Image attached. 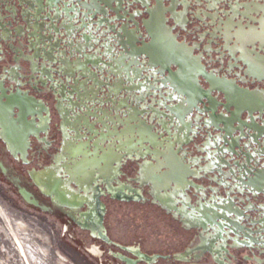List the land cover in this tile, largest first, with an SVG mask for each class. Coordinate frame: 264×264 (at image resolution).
I'll return each instance as SVG.
<instances>
[{
	"label": "water",
	"instance_id": "obj_1",
	"mask_svg": "<svg viewBox=\"0 0 264 264\" xmlns=\"http://www.w3.org/2000/svg\"><path fill=\"white\" fill-rule=\"evenodd\" d=\"M157 18L158 16L153 19V24ZM154 26L155 30L158 29V38L155 39L153 48L156 51L155 57L160 60L156 66H161L172 77V83L175 82L173 84L177 86L172 88L173 91L188 98L190 105L196 106L200 103L207 107V111L217 121L213 126L220 132L219 136L197 133L191 142L193 145L185 143L176 123L184 114L185 108L179 112L183 107L177 106L174 110L168 104H144L141 94L139 106L136 93L131 94L124 89L123 95L119 97L126 104L123 112L116 111L114 105L106 106L108 117L104 127L99 122L103 120V111H95L94 108L99 105H93L92 111L99 113V116H91L89 122L94 125L96 133L88 134L81 127L78 133L80 138H73L75 133L64 127L68 124L65 118L81 114L82 120H85L83 107L79 109L76 106L79 98H76V102L72 98L75 103H71L70 97L66 95L62 103H59L58 90L53 85L60 79L55 72L56 66L52 67L45 60L34 61L28 48L25 51L23 46L12 42L17 55L6 49L2 54L5 60L3 66H14L15 72L22 79L33 82L35 88H27L33 95L45 100L50 107L51 130H57L58 127L65 133L63 145L56 143L61 149L50 147L51 144L55 145L54 132L46 135L49 144L46 143L43 149L36 148L38 153H42L41 159L32 158L37 154L36 151L30 158L31 162L36 163L30 165L26 161L23 164L12 161L0 141V264H214L212 258L201 250L210 247L211 241L218 235L215 227L224 230L225 236L232 242L251 239L247 232L252 229L242 223L248 211L237 205L232 195L264 199V149H245L252 136L257 133V128L252 126L256 118L264 125V98L259 99L249 90L242 94L244 90L239 88L237 80L220 78L209 73L190 47L163 39L160 35L163 34L160 32L161 28L157 23ZM222 45L234 48L236 41H217V46ZM250 48L248 55L251 59L263 65L264 53L256 48V44H252ZM211 60L209 57V62ZM35 66L40 71L34 70ZM42 68L50 71L48 75L53 81L48 79L46 72L41 73ZM106 77L107 81H116L109 73ZM131 77L130 79L125 74V87L130 85L129 81H136L133 74ZM200 77L210 89H203ZM100 78L105 79V75L101 74ZM41 82L44 84L41 85ZM212 89L225 95L224 102L219 105L221 112L227 114L223 118L215 115L217 110L211 102ZM110 94L111 92L109 96ZM196 97H202V100L196 101ZM1 99L0 97V122L3 123L5 116L12 114L13 109L21 107L17 104L21 101L12 99L9 104H5ZM21 99L27 102L26 99ZM28 101L36 103L33 99ZM57 107L59 110H56ZM133 108L141 111L146 109L142 111L140 120L149 125L151 133L158 138L156 144L152 143L157 149L149 152V155L146 152L144 155L139 153L142 156L136 159L139 163L138 169L141 168L140 174L130 166L125 171L127 174L120 176L117 164L107 166V173L101 174L107 181L99 182L102 189L99 207L104 215L100 221L96 215H92L91 221L83 218L82 214L89 211L88 207L76 210L72 214L73 221L68 216L58 217L46 212L34 203L37 201L42 205H49L36 196L33 179L40 170L47 171L52 167H55L54 172L48 171L49 173L38 179L41 185L43 183L54 186L58 177L63 180V187L78 192L93 202L96 195L94 189L88 191L81 187L79 182L82 181V176L71 181L69 170L73 164H81L76 167L74 175L89 176L87 172H83L86 171L83 163L86 159L106 152L105 159L110 158L109 154L115 157L118 154L116 149L92 147L102 135L115 128L114 119L117 116L128 119L133 114ZM67 109H70L71 114L67 112L68 115H65ZM163 119L168 121L164 122ZM23 123L17 128L7 126L5 138L14 149L27 144L31 126L25 119ZM244 130L247 131L246 135ZM129 138V135L124 136L125 141ZM196 138L199 142H195ZM74 139L78 145L90 142L91 149L63 148L65 145L69 146V142ZM198 143L201 149H196ZM167 146L171 149H167ZM174 146L179 149H172ZM96 174L99 172H95L94 177L100 176ZM141 174L151 183V192L143 184L138 185L133 181V178L140 177ZM197 180H202L207 185L199 184ZM213 184H220L224 193L220 195L221 190L214 188ZM206 190L211 193V199L216 194L220 195L219 199L209 201ZM143 193L144 196L139 195ZM192 198L197 202L192 203ZM158 200L167 204L171 202L178 215L172 213L170 217ZM254 211L260 216L264 215V204ZM198 223L203 224L202 232L197 228ZM222 224H225L224 228ZM254 225L259 227L254 234L263 233L264 220L256 221ZM221 239L215 241L218 247L223 244L224 237ZM220 255L223 264L229 263L224 252Z\"/></svg>",
	"mask_w": 264,
	"mask_h": 264
},
{
	"label": "flooded vegetation",
	"instance_id": "obj_2",
	"mask_svg": "<svg viewBox=\"0 0 264 264\" xmlns=\"http://www.w3.org/2000/svg\"><path fill=\"white\" fill-rule=\"evenodd\" d=\"M61 1L0 0V97L5 104H9L12 99L21 101V103L17 101L21 107L13 109V113L5 116L3 123L0 122V141L7 149V155L12 161L21 164L26 161L29 165L36 163L35 161L31 162V155L37 151V154L32 158L41 159L42 153H38L36 148L43 149L46 143L49 144L45 138L46 135L54 132L55 145L51 144L50 147L61 149L59 145H63L65 133L58 127L57 130H51L50 120L52 119L50 116L52 114H50V107L45 103V100L33 95L31 90L27 88L31 86L34 89L33 82L22 79L15 72L14 66H3L5 60L2 54L6 49L17 55V50L12 42L23 46L25 51H28V48L34 61L45 60L52 67L56 66L55 72L59 74L60 79L55 81L53 85L56 91L58 90L59 103H62L66 95L70 97L71 103L73 99L76 102V98H79L76 106L79 109L83 107L85 120H82L81 114L69 117L70 119L65 118L68 124L64 127L69 132L75 133L73 138H80L78 133H80L81 127L86 129L88 134L95 132L94 125L89 120L93 115L99 116V113L92 111L93 105H99L94 108L95 111H103V120L99 122L104 127L107 125L108 117L106 106L114 105L116 111L123 112V106L126 104L119 97L123 95L124 89L128 93H136L138 96L137 105L139 106L141 103L139 94H141L144 104L146 102L148 105L153 103L157 106L168 104L172 109L177 106L183 107L179 112L185 108L184 114L181 113V119L176 120L181 136L185 137L182 138L185 143H191L197 133L219 136L220 132L213 126L215 123L217 124V121L207 111V107L200 103L196 106L190 105L188 98L173 91L172 88H177V86L174 85L175 82L172 83V77L168 76V73H165V69H162L161 66H156L159 65L160 60L155 57L156 51L153 48L155 39L158 38L156 32L158 29L155 30V23L161 28L162 31L160 32L163 34L160 35L164 37L163 39L190 47L209 73L220 78L227 77L237 80L239 88L244 90L241 92L242 94H246L249 90L256 94L259 99L264 98V64L253 61L248 55L252 44H256V48L264 53V0ZM152 16L154 18L158 16L154 24L152 23L154 19ZM18 18H20L19 21ZM217 41H236V45L234 48L224 45L220 47L217 46ZM209 57L212 59L210 62ZM225 59H227L226 62ZM42 69L41 73L46 72L48 79L53 81L52 77L48 75L50 71ZM173 69L175 70V68ZM34 70L40 71L36 66ZM108 73L112 79L113 77L116 78L114 83L111 80L107 81L106 75ZM101 74L105 75V79L100 78ZM125 74L130 79L132 78L131 74H133L136 81H129L130 85L125 87ZM200 83L203 89H210L202 77H200ZM40 84L43 85L44 82ZM109 92H111L110 96ZM21 97L27 102H24L25 100ZM196 98V101L202 100V97ZM224 98L225 95L212 89V106L217 110L215 115L221 118L227 115L221 112L222 109L219 106L224 102ZM29 99L35 100L36 103H31L28 101ZM56 110L59 108L57 107ZM69 110L65 111V115H68L67 112L71 114ZM144 110L146 109L143 108L142 111L144 112ZM142 111L139 108H133V114L125 120L123 117L117 116L114 119L115 128L102 135L93 147L88 141L78 145L75 143L77 142L75 139L69 142L68 147L63 146L64 149H91L92 147V149L117 150L118 154L115 157L113 154H109L108 160L105 159L107 152L103 155L96 154L95 158L86 159L83 162L86 171L83 172H87L89 176L74 175L76 167L81 164H73L69 170L71 181H76L77 177L82 176V181L79 182L81 187L88 191L94 189L93 192L96 195L93 202L78 192L63 187V180L58 177L54 186L43 183L41 185L38 179L49 173L48 171L54 172L55 167H52L47 171L45 169L40 170L33 179L36 196L40 201L49 205H42L37 201L34 203L46 212H51L58 217L68 216L73 221L72 214L76 210L88 207L89 211L83 212V218L91 221L92 215H96L100 221L104 215H102V209L99 207V196L102 192L99 182L107 181L105 177L101 176V174L107 173V166L117 164L120 176L127 174L125 171L130 166L135 168L137 172L139 171L140 174L141 168L138 169L139 163L136 158L144 155V152L149 155V152L157 149L156 145L153 146L152 143L156 144L158 138L151 133V127L140 120ZM244 117L245 115L242 118L244 119ZM24 119L31 126L30 133L27 135L28 139L26 138L27 144L24 143L18 149H14L5 138L7 126L9 128L21 127L24 124ZM71 119L72 121H70ZM163 120H165L164 122L168 121L167 119ZM252 126L257 128V133L254 134V137L252 136L245 149H264L263 123L256 118ZM145 132L149 133L146 135ZM246 132L244 130L245 135ZM125 135L130 136L126 141L124 140ZM195 140V142H199L198 138ZM108 144L110 146H107ZM169 146L166 148L171 149ZM197 147L196 149H201L199 143ZM172 149L179 148L174 146ZM139 153L143 154L139 155ZM36 155L40 156L36 157ZM95 172H99L96 175L100 176L94 177ZM30 175L33 176L32 173ZM133 181L137 182L138 185L143 184L151 192L152 185L142 174L140 177L133 178ZM197 183L203 184V181L197 180ZM212 186L219 191L221 190L220 195L224 193L220 184H213ZM206 193L209 201L219 199L220 195L218 194L211 199V193L208 190ZM144 194L139 195L144 196ZM232 197H235L237 205L244 211H248L247 217L243 219L242 223L252 229L247 232L251 239L243 242L238 240L232 242L225 236L224 230L221 231L219 227H215L218 231V237L216 236L211 241L210 247L203 248L201 251L209 255L214 264H223L220 259L222 252L226 254V261L229 262L226 264H264V231L259 235L254 234V231L259 229L254 223L264 220V215H258L254 209L264 204V199H248L246 196L235 195ZM191 201L192 203L197 202L193 198ZM159 203L170 217L172 213L177 214L171 202L167 204L159 201ZM222 225L224 228L225 224ZM201 226L203 224H197L199 232L203 231ZM220 237H224V241L218 247L215 241L222 240Z\"/></svg>",
	"mask_w": 264,
	"mask_h": 264
}]
</instances>
